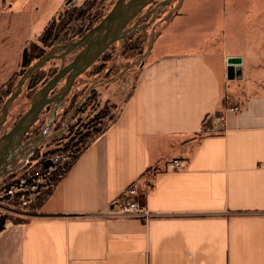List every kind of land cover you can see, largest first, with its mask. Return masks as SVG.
I'll use <instances>...</instances> for the list:
<instances>
[{
  "label": "crops",
  "instance_id": "0c3cea01",
  "mask_svg": "<svg viewBox=\"0 0 264 264\" xmlns=\"http://www.w3.org/2000/svg\"><path fill=\"white\" fill-rule=\"evenodd\" d=\"M33 1L0 0V24ZM153 46L41 216L0 232V264H264V58L227 77L264 53V0H181ZM134 183L153 216L110 218Z\"/></svg>",
  "mask_w": 264,
  "mask_h": 264
},
{
  "label": "rangeland",
  "instance_id": "374dc122",
  "mask_svg": "<svg viewBox=\"0 0 264 264\" xmlns=\"http://www.w3.org/2000/svg\"><path fill=\"white\" fill-rule=\"evenodd\" d=\"M118 1L34 0L26 6L23 13L17 14L16 9H14L15 14H12V11L8 13L0 24V120L4 118L6 102L17 92L19 83L25 74L20 66L23 51L29 48V58L42 56L41 59L33 60L32 66L40 60L43 62L41 68L32 75V77L36 75L35 78L32 80V77L28 78L21 87V93L10 102L6 119L0 125V138L9 133L21 117L29 111L32 101L37 97L39 91L55 75L69 67L76 56L86 49V42L81 44L78 42L110 14ZM130 1L125 0V3L128 4ZM165 1L154 0L128 22L124 31L130 30L136 24L146 27L131 34L125 40L114 42L86 69L77 78L73 88L58 107L57 115L55 113L57 105L50 104L45 107L40 119L23 139L20 145L22 150L17 155L12 168L0 178V186L16 179L11 177L14 172L19 176L25 171V168H32L35 162L44 155L52 154L57 150L65 156L70 155L63 151V147L68 142L74 145L79 139L90 140L98 130H103L109 125L111 119L119 113L120 104L127 97L143 68L147 65L157 36L173 17L179 15L181 0H172L169 3H165ZM191 1L193 0H189V2ZM47 28L45 38L48 40L43 43L40 38ZM104 34L105 32L100 35ZM33 44L36 45L33 47ZM240 50L249 51L243 47ZM231 57L248 60L250 64V68L246 72V80H248L253 79L255 71L252 68L257 67L253 62L257 63V60L258 62L263 60L264 53L254 55L245 52L244 55ZM11 78L12 80L9 82L8 80ZM66 80L67 76L60 79L56 88L50 91L48 99L58 94L66 84ZM7 81L9 83L4 85ZM233 82L240 86L243 84L238 80ZM93 89L96 90L94 104L91 102L83 112L75 115L76 105L73 110L71 109L72 111L69 109L74 97L76 96L75 101L80 103ZM234 108L240 110L241 107ZM68 109L70 113L65 120V111ZM70 125L73 127L72 130L67 131L66 129ZM209 133L219 134L221 131L214 130ZM33 143L39 145L34 150L36 154L39 152L38 156L31 157L30 163L23 169H14L22 163ZM41 200L37 199L32 207H29L28 218H18L1 211L0 216H7L8 222H25L38 218L41 216L39 214Z\"/></svg>",
  "mask_w": 264,
  "mask_h": 264
},
{
  "label": "water",
  "instance_id": "95a60500",
  "mask_svg": "<svg viewBox=\"0 0 264 264\" xmlns=\"http://www.w3.org/2000/svg\"><path fill=\"white\" fill-rule=\"evenodd\" d=\"M154 0H131L128 4L125 3V0H119L110 12V14L95 28L91 29L78 44L87 43L86 49L82 50L75 58L74 62L69 65V67L60 71L57 75L53 77L48 84H46L37 94V97L32 101L29 111L21 117L18 123L12 128V130L4 134L0 138V178L10 171L13 163L16 161L17 155L21 152V143L25 138L28 131L31 127L40 119L42 112L45 110V107L54 104L57 105L56 115L58 107L64 101V99L69 94L70 90L73 88L77 78L86 71L101 55L108 50L111 45L120 40H125L131 34L145 28L146 26L134 25L130 30L124 31V28L132 20L134 16L139 14L143 8L152 3ZM172 0H166L165 3H169ZM72 2V0H70ZM133 7H137L136 12L132 13ZM128 11H123L126 10ZM122 19V21H120ZM117 28L114 31V35L111 36L110 40H106L112 27ZM105 32L104 35H100ZM96 39V41H95ZM77 45V44H75ZM70 51V50H69ZM43 60H40L35 65L31 66L26 73L23 75L18 90L13 94L5 105L4 118L0 120V125L6 119L5 117L8 114V109L10 107V102L13 101L20 93L21 87L24 83L30 78L39 68H41ZM242 64L243 60L240 57H230L227 60V77L228 80H241L242 79ZM67 76L66 84L63 88L51 99H48L49 93L52 89H55L60 79ZM90 93V92H89ZM87 95L82 99L84 101ZM79 105V104H78ZM76 109L74 110V113ZM71 120V118H70ZM43 136V135H42ZM38 140V139H37ZM41 140V138H39ZM39 145L32 144L31 150L25 155H31L34 150H36ZM47 167L51 166L50 163L46 164Z\"/></svg>",
  "mask_w": 264,
  "mask_h": 264
},
{
  "label": "built area",
  "instance_id": "2783aa9c",
  "mask_svg": "<svg viewBox=\"0 0 264 264\" xmlns=\"http://www.w3.org/2000/svg\"><path fill=\"white\" fill-rule=\"evenodd\" d=\"M13 2L14 0H4V7L10 8ZM233 111L239 110L233 108ZM215 118L218 124L223 123V116H216ZM33 153L24 157L22 163L14 169H23L27 166ZM72 162L73 158L70 155L65 156L58 150L40 157L32 168H25L22 173L24 175H20L22 177L16 176L14 177L16 179L13 178L14 180L11 181L12 183L9 182L0 186V211L22 219L28 218L27 210L29 207H32L37 199H42V203L47 200L53 189L68 172L67 168ZM47 163H50L51 166L47 167ZM173 167L176 170L181 169V161L176 160ZM14 174L15 172L11 176ZM108 216L110 218H133L147 221L153 214L143 201L138 184L134 183L115 202Z\"/></svg>",
  "mask_w": 264,
  "mask_h": 264
},
{
  "label": "trees",
  "instance_id": "16d2710c",
  "mask_svg": "<svg viewBox=\"0 0 264 264\" xmlns=\"http://www.w3.org/2000/svg\"><path fill=\"white\" fill-rule=\"evenodd\" d=\"M47 31H48V28L46 29V31L44 32V34L41 36V38H40V40H41V42H43V43H46L47 42V40H48V38H45V35H46V33H47ZM36 44H33V47L35 46ZM28 51H29V48H26L24 51H23V55H22V61H21V68H22V71H24V73H26V71L32 66L31 64H32V61L33 60H37V59H41L42 58V56H37V57H30L29 58V56H28ZM36 76V75H35ZM35 76H31L32 78H31V80L32 79H34L35 78ZM12 80V78L11 79H9L8 81L10 82ZM6 82L4 85H7L9 82ZM34 86V85H33ZM33 86H31V87H33ZM75 98H76V96L74 97V99H73V102L71 103V106L69 107V109L71 110H73V108H74V106H75V103H77V101H75ZM94 98H96V90H93L90 94H89V96L87 97V99H86V101L81 105V107H79L78 109H77V111H76V113H75V115L76 114H78V113H81V112H83V110L92 102V104H94V101H93V99ZM69 109L68 110H66L65 111V115H66V117H65V120L67 119V117H68V114L70 113L69 112ZM71 110V111H72ZM119 114V113H118ZM117 114V115H118ZM117 118V116L116 117H113L112 119H111V122L110 123H112L115 119ZM109 125H107L103 130H98L95 134H94V136L93 137H91V139L89 140H87V139H84V140H82V139H79L74 145H72L71 144V142H68L67 144H66V146L65 147H63V151H65L66 153H69L70 154V156L73 158V162L70 164V166H68V168H67V170H69L70 169V167L73 165V163L77 160V158L80 156V154L92 143V141L95 139V138H97L100 134H102L103 132H104V130L108 127ZM72 128L73 127H71V125L69 126V128L67 129V131H71L72 130ZM38 151H39V149H38ZM36 153H33V155H32V157H37L38 156V154H39V152H37V154L35 155ZM20 175H22V173L20 174ZM19 175V176H20ZM24 175V174H23ZM22 175V176H23ZM17 175H13V176H11L12 178H14V177H16ZM22 176H20V177H22ZM10 183H12V182H10ZM8 218H7V216H0V232L5 228V226H6V224L8 223ZM10 222V221H9ZM14 223H22V222H14Z\"/></svg>",
  "mask_w": 264,
  "mask_h": 264
},
{
  "label": "bare ground",
  "instance_id": "6f19581e",
  "mask_svg": "<svg viewBox=\"0 0 264 264\" xmlns=\"http://www.w3.org/2000/svg\"><path fill=\"white\" fill-rule=\"evenodd\" d=\"M131 8H133L131 14H133L134 12H136L135 10H137V7H133V6H131ZM128 9H130V8H127L126 10H123V11H128ZM120 21H122V19H121ZM116 30H117V28H116L115 26H113L112 29H111V31H110V34L108 35V37L105 38V41H106V40H110V39L112 38L111 36L114 35L113 32L116 31Z\"/></svg>",
  "mask_w": 264,
  "mask_h": 264
},
{
  "label": "flooded vegetation",
  "instance_id": "af4514ba",
  "mask_svg": "<svg viewBox=\"0 0 264 264\" xmlns=\"http://www.w3.org/2000/svg\"><path fill=\"white\" fill-rule=\"evenodd\" d=\"M93 90H95V89H93ZM93 90H92V91H93ZM92 91H91V92H92ZM91 92H90V93H91ZM88 96H89V95H88ZM88 96H87V97H88ZM87 97H86V99H87ZM86 99H85L84 101H81L80 103H78V102L75 103V105H76V111H77V109H78L79 107H81V105L86 101ZM78 104H79V105H78ZM75 113H76V112H75ZM75 113H74V114H75ZM70 121H71V120H70ZM68 128H69V127H67V129H68ZM67 129H66V130H67Z\"/></svg>",
  "mask_w": 264,
  "mask_h": 264
}]
</instances>
